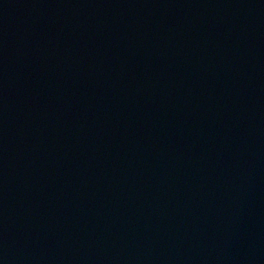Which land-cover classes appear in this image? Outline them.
Listing matches in <instances>:
<instances>
[{
  "label": "water",
  "instance_id": "1",
  "mask_svg": "<svg viewBox=\"0 0 264 264\" xmlns=\"http://www.w3.org/2000/svg\"><path fill=\"white\" fill-rule=\"evenodd\" d=\"M0 264H264V0H0Z\"/></svg>",
  "mask_w": 264,
  "mask_h": 264
}]
</instances>
